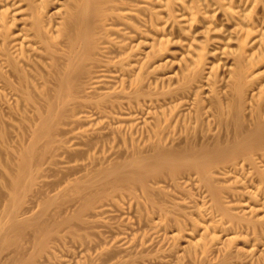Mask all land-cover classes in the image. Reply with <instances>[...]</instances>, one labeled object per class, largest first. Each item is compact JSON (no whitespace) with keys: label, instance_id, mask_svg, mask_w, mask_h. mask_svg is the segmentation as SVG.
<instances>
[{"label":"bare ground","instance_id":"bare-ground-1","mask_svg":"<svg viewBox=\"0 0 264 264\" xmlns=\"http://www.w3.org/2000/svg\"><path fill=\"white\" fill-rule=\"evenodd\" d=\"M0 264H264V0H0Z\"/></svg>","mask_w":264,"mask_h":264}]
</instances>
